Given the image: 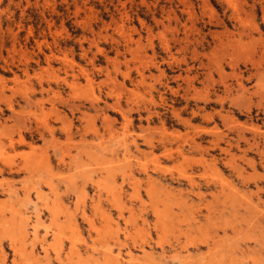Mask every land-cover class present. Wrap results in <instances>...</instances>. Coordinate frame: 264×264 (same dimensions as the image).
I'll return each mask as SVG.
<instances>
[{
    "label": "rangeland",
    "instance_id": "rangeland-1",
    "mask_svg": "<svg viewBox=\"0 0 264 264\" xmlns=\"http://www.w3.org/2000/svg\"><path fill=\"white\" fill-rule=\"evenodd\" d=\"M126 248L264 264V0H0V264Z\"/></svg>",
    "mask_w": 264,
    "mask_h": 264
},
{
    "label": "bare ground",
    "instance_id": "bare-ground-1",
    "mask_svg": "<svg viewBox=\"0 0 264 264\" xmlns=\"http://www.w3.org/2000/svg\"><path fill=\"white\" fill-rule=\"evenodd\" d=\"M48 56V55H47ZM30 103V102H29ZM22 141V140H21ZM36 195H40L39 194V192H37L36 193ZM113 202V201H112ZM158 203V202H157ZM96 204V203H95ZM55 206H57V205H55ZM120 206V205H119ZM98 207V206H97ZM96 209V208H95ZM163 210V209H162ZM162 211H160V212H156V220H160V221H162L163 220V217L161 216L162 215V213H161ZM154 213V212H153ZM93 214V213H92ZM50 220V219H49ZM157 223V222H156ZM165 223V222H164ZM91 224V223H90ZM94 224V223H93ZM92 225V224H91ZM90 226V225H89ZM165 226V225H164ZM22 227H24V226H22ZM76 227V226H75ZM96 228H98V227H96ZM61 229V228H60ZM75 229V228H74ZM92 229H94V228H92ZM76 230V229H75ZM54 232V231H53ZM161 232V231H160ZM55 233V232H54ZM147 233V232H146ZM26 233L24 232V235H25ZM33 236L35 237V238H37L38 240H39V242H40V244L41 245H43V244H45V238L43 237V236H41V233H40V231L37 229V226L36 227H34V229H33ZM43 234H45L44 232H43ZM53 235V234H52ZM77 235V234H76ZM133 235V234H132ZM17 236V235H16ZM23 236V235H22ZM53 237H55V236H53ZM60 237V236H59ZM24 238V237H23ZM17 239V238H16ZM21 240V239H20ZM69 240V239H68ZM19 242V241H18ZM48 243H49V241H46V244L48 245ZM123 243V242H122ZM125 243V242H124ZM139 243V242H138ZM206 243V245H207V256L210 258V259H212V255L213 254H215V252L219 249L218 248V245H216L215 244V242L214 241H212V243L211 242H205ZM74 240L73 241H71V244H70V249L73 251V250H75V249H73V248H75L74 247ZM102 244V243H101ZM100 244V245H101ZM108 244V243H107ZM76 245V244H75ZM122 245V244H121ZM56 246V245H55ZM91 246V245H90ZM108 246V245H107ZM120 246V245H119ZM41 247V246H40ZM48 247V246H47ZM49 247H51L50 246V243H49ZM77 247V246H76ZM110 247V246H109ZM140 248H142L141 250H143V247L144 246H139ZM108 248V247H107ZM174 249V248H173ZM227 249V248H226ZM110 250V249H109ZM133 249H130V248H126V250H125V257L123 256V257H121V255L120 254H118V255H116V256H114V257H112L111 258V260H112V263L113 264H121V260H124V264H139L140 262H138V259H139V257L137 258L136 256H135V254H134V252L132 251ZM223 250V249H222ZM162 251H164V250H162ZM174 252V251H173ZM220 252V251H219ZM221 252H223V251H221ZM24 253V252H23ZM33 253V252H32ZM206 253V252H205ZM29 254V253H28ZM112 255H113V253H111ZM149 254V253H148ZM181 254V253H180ZM188 253L186 252V254H185V256L187 255ZM36 255H39V254H36ZM123 255V254H122ZM150 255H152V254H150ZM173 255V254H172ZM175 255V254H174ZM177 255V254H176ZM182 255V254H181ZM180 255V256H181ZM189 255V254H188ZM218 255V254H217ZM35 256V255H34ZM142 256V255H141ZM148 256V255H147ZM178 256V255H177ZM185 256H183V258L185 257ZM206 256V255H205ZM204 256V257H205ZM236 256V255H235ZM152 257H153V255H152ZM170 257H173V256H170ZM214 257V256H213ZM226 257V256H225ZM261 257H263V256H261ZM28 258V257H27ZM173 258H175V257H173ZM189 258V257H188ZM187 256L185 257V260L184 261H187ZM30 259H32V258H30ZM49 259V258H48ZM155 259V258H154ZM153 259V260H154ZM190 259V258H189ZM188 259V261H190ZM207 259V258H206ZM57 260V259H56ZM181 260V259H180ZM26 261V260H25ZM36 261V260H35ZM49 261V260H48ZM182 261V260H181ZM207 262V261H206ZM211 262V261H210ZM143 263V262H142ZM145 263V262H144ZM184 263V262H183ZM208 263V262H207ZM213 263V262H212ZM257 263V262H256ZM13 264V263H12ZM141 264V263H140ZM189 264V263H188ZM191 264V263H190ZM193 264V263H192ZM214 264V263H213Z\"/></svg>",
    "mask_w": 264,
    "mask_h": 264
}]
</instances>
